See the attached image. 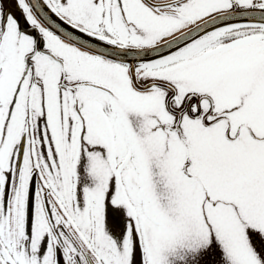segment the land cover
<instances>
[{"label": "snow or ice", "instance_id": "6c2138e0", "mask_svg": "<svg viewBox=\"0 0 264 264\" xmlns=\"http://www.w3.org/2000/svg\"><path fill=\"white\" fill-rule=\"evenodd\" d=\"M0 264H264V0H0Z\"/></svg>", "mask_w": 264, "mask_h": 264}]
</instances>
